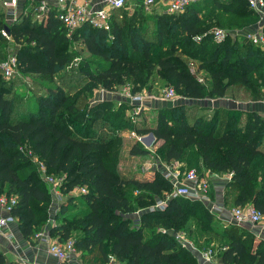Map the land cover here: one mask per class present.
<instances>
[{"label":"trees","instance_id":"16d2710c","mask_svg":"<svg viewBox=\"0 0 264 264\" xmlns=\"http://www.w3.org/2000/svg\"><path fill=\"white\" fill-rule=\"evenodd\" d=\"M120 9L112 12L109 30L83 24L72 37L52 9L45 19L23 14L10 24L0 11V42L8 43L1 32L8 26L20 45L17 68L24 72L52 80L71 61L66 45L72 40L82 39L90 55L100 60L81 62L79 71L86 80L80 88L73 92L64 82L47 84L34 106L22 107L12 84L0 83V195L16 196L12 214L22 234L33 235L51 216L52 186L36 168L35 157L46 166V174L64 178L59 189L67 201L61 203L51 236L62 242L73 239L90 264H107L111 254L126 264H198L195 251L173 233L190 216L202 229L199 234H219L220 242L225 240L220 247L224 263L264 264V241L236 225L226 226L221 234L213 212L207 206L195 208L203 202L177 196L168 198L164 209L148 210L173 189L162 171L152 180H141L124 177L114 165L123 141L118 131L153 132L163 140L158 148L162 161H183L186 169L202 172H230L225 203H249L264 212L262 113L227 108L211 115L208 107L190 112L180 104L160 109L154 125L139 127L127 116L126 103L116 108L109 99L96 104L86 100L100 87L113 91L127 82L146 84L155 73L188 99L224 96L233 86L251 99L263 98L264 42L241 35L239 43L229 33L222 41L213 36L214 26L247 27L258 13L248 0H203L177 13L155 7L149 12L140 5L123 19L117 16ZM177 50L200 61L199 70L210 73L209 83L191 72ZM148 152L139 142L130 149L133 155ZM82 187L86 192L68 195ZM139 210L140 223L135 225L133 214ZM160 223L173 231H157ZM147 228L151 236L145 238ZM0 264H8L2 253Z\"/></svg>","mask_w":264,"mask_h":264},{"label":"rangeland","instance_id":"374dc122","mask_svg":"<svg viewBox=\"0 0 264 264\" xmlns=\"http://www.w3.org/2000/svg\"><path fill=\"white\" fill-rule=\"evenodd\" d=\"M35 5H36V3H35ZM154 7H155V5H154ZM132 8L133 7H131L130 3L128 1H126V4L117 12L118 18L123 19L125 17L126 13L127 14L132 13L133 12ZM33 10H34V13L32 15L33 18L38 19L36 16L37 15L36 14L37 13V5L33 8ZM0 11L3 12L4 15H6V12H8V11H6V8H4V7L0 8ZM257 16H258V14H257ZM11 22L12 21H10V22L7 21V24H10ZM250 23L251 24L249 25L248 28H250V27L252 29L257 28V29H261L264 31V15H263V17L262 16L261 17H254V19H252ZM215 27H223V26L218 25V26H214V28ZM242 29L243 28L241 27L238 29V31H236L234 29H228V28L226 30L228 31L230 37L233 38V41L236 40V41H239V43H240L241 42V35H239L237 33L242 31ZM2 34H3V32H2ZM0 43H1L0 44L1 45L0 56H3V57L5 56L3 59H5L9 54H13V53L17 52L18 49L20 48V45L18 43H16L15 41H13V42L8 41V43L6 41H3ZM64 46H65V44L63 45V47ZM66 47H67L66 49L70 52V54H72L71 61L68 64H66L62 69L57 71L54 74L52 80L49 77H44L42 74L34 73V72H24L20 68L19 69L17 68V70H19V71L14 73V75H12L10 77H6L0 70V83L6 82L8 85L10 83L12 84L11 89L13 90V92L17 93L18 96L22 98L21 103H20V104H23V105H21L22 107H26V105L27 106L28 105L34 106L36 103L35 102L36 98L38 97L39 94L45 92V87L47 86V84H53L55 86L56 84H58V82L59 83L64 82L66 85L65 87L68 88V86L71 85L73 88V92H74L76 89L80 88L82 86L83 81L86 80V78L79 71V67H80L81 62L84 59H91V60L92 59L99 60V59L97 57L90 55V53L87 51V48L84 45V42L82 39L72 40V42L67 43ZM177 53L179 54V56L183 60H186L190 64H191V62H193L195 64V66L198 68V65L200 63V61L198 59H195L193 57H189V56L183 54L182 50H177ZM209 76H210V73L207 70H202V72H200V74H199V77L203 78L204 81L208 82V83H209ZM169 87H174V86L172 84H170L169 81L166 80L164 77L155 73L150 78V81L147 82L146 84L136 85L132 82H127L124 85L118 86L117 89L113 90V91L105 90V89L100 87V88L94 90L93 93H91L90 95L87 94L88 97H86V100L88 99V101L90 103L96 104L99 101L109 99L114 103V106L116 108L119 107L120 105H125V103H126V105L128 106V110L126 112L127 116H130L131 114H133L135 110L139 111L136 121L132 122L133 125L139 126V127L142 125H145V124L154 125L158 120L159 110L162 108H165V107L173 106V105L185 104V105H187V107L189 106V108H187L188 110L191 109L190 112H195V111L201 110L202 107H208L209 111H210V112L208 111V113L211 115H213V113H215L216 111H218L219 114H222V113H224L225 109H227V108L240 109V110L246 111V103L248 101H256L257 103H260V104L262 103V105H264L263 104L264 103V97L259 99V100L251 99L242 93L240 94V91H236L238 89L236 86L230 87V90L224 96H220V97L206 96V97H203L200 99L185 98L182 95H180L179 93H177V91H176V97L174 99H166L163 97V93ZM133 89H135V91H133ZM242 92H244V91H242ZM122 93H128L131 95L132 94H139L142 96L143 99H142V101H139V103H137V104H132V100H131L129 95L123 99L118 98V96L121 95ZM81 100L84 101V103H85V97L84 96L81 97ZM18 108H19V105H18ZM23 109H25V108H23ZM263 115H264V112H263ZM124 132H126V133L124 134ZM149 133L150 132L145 133V134L137 133V135L143 136V135H149ZM117 135L120 136L123 141H122V145H121V148H120V151L118 154L117 163H115L114 165L118 169V171L120 173H122L123 176L124 175H132V173L135 171V169H139L140 165L145 163V162H153L154 160H157V161L159 160V162H162V160L160 159L158 148L163 143V140L157 139V138L155 140L154 138L153 139L151 138L153 140V142L148 145L150 148H148V147L146 148L149 150V152L147 154H145L146 156H144V157H131L130 156L131 154L129 153L130 146L134 142H139L140 144L143 145V142H142L143 140H141L140 138L139 139L135 138L134 135H131V129H124L122 132L118 131ZM34 159H35L34 163H35L36 168L38 169L39 173L41 175H43L42 171H41V168H42L41 163L35 157H34ZM120 165H121V168H119ZM194 168H196V167H194ZM199 170H200L199 172L202 173L201 169H199ZM162 173H163V170H162ZM79 189L80 188H75L73 191L68 192V195H73V196L75 195L76 196L77 194H79L78 193ZM60 193H61L60 203L66 202L67 196L63 195L61 190H60ZM211 193H213V192H211ZM54 196L55 197L53 198V201H57V195H54ZM210 196H212V195H210ZM212 198H213V196H212ZM53 201L51 203L52 205H53ZM197 201H199V200H197ZM167 202H168V200H167ZM200 202H203V201H200ZM227 203L228 204H225V208H226L225 212L230 211V213H231V211H232L231 207H233L232 202L230 200ZM52 205H50V213L55 212L54 214L56 216L57 211H55V209H53ZM203 206H207L206 202L196 203L195 208H200ZM78 207H80V206L78 205ZM213 208L214 207L212 206V209ZM58 212H59V209H58ZM214 216L215 217L213 218L214 219L213 223H214L215 227L221 231V234L223 232V229L226 226L236 225V226H238L239 229H245L246 232L250 228L249 226L245 227L244 225L236 224L235 222H233V217L231 219L232 220L231 222H227L229 220H227V221L223 220L224 218H221L220 216L215 215V214H214ZM228 216H230V215H228ZM189 218H190L189 222L186 223V225L181 226V228L175 232L173 230H170V227H165L161 223H160L159 227L156 228V230L161 231V232H167L166 230L173 231V233L175 234V239H177L179 242H181V241L178 239V237H176V234L180 233V234L186 236L189 240L193 239L194 241H196L195 243H197L198 245H202V246L206 245L205 241L208 238H212L213 242L210 243V245H208V246H212L215 249L214 255L216 257H220V252H221L220 247L222 245H224L223 242L225 240H223V242H220L219 239L221 236L219 234L218 235H216V234L213 235V233H210L209 235L199 234L200 231L202 233V229L196 226L197 220L193 216H190ZM41 227L36 228V231L34 233H36L38 230H40ZM144 231H145L144 232L145 238H148L151 236L149 233V231H151V228H147ZM180 244L183 245L182 242ZM185 247H187V246H185ZM198 264H204V263H203V261H201V259H198Z\"/></svg>","mask_w":264,"mask_h":264},{"label":"built area","instance_id":"2783aa9c","mask_svg":"<svg viewBox=\"0 0 264 264\" xmlns=\"http://www.w3.org/2000/svg\"><path fill=\"white\" fill-rule=\"evenodd\" d=\"M127 0H102V3L96 7L92 4V0H40L37 7V18L39 20L45 19L50 13L51 9L56 12V15L61 20L62 24L67 30V36L72 37L74 31L83 24H90L95 28H104L109 30L111 27V15L116 9L122 8L126 4ZM158 0H143L142 4L146 11H151L152 7ZM169 13H177L185 11L190 5L199 3L203 0H161ZM1 5L12 12L15 15V10L18 7L19 0H0ZM248 3L252 9L259 13L262 17L264 15V0H248ZM17 20L14 16V21ZM6 39L13 42L14 39L11 35L2 30ZM214 39L222 41L228 31L222 27H215L213 29ZM245 35L249 40L258 44L264 42V31L261 29H249L246 30ZM190 70L198 77L200 81H204L199 77L197 67L191 62ZM18 57L17 53L9 54L5 59L0 61V68L6 77H10L17 72ZM132 100V103L137 104L142 101V96L139 94H128ZM163 97L166 99H174L176 97V91L173 87L167 88ZM140 110V109H139ZM139 111L135 110L130 115L132 122L137 119ZM133 135H136V131H132ZM38 159V158H36ZM41 163V162H40ZM41 171L43 172L44 179L52 186V191L57 197L61 196L59 186L63 183V176H55L46 174V166L41 163ZM164 177L169 179L173 185V189L168 193L167 198L184 196L192 200H199L203 202L210 201L211 183L206 174L200 173L196 168L186 169L184 171L177 166H166L164 168ZM208 171L207 173H209ZM79 192H86V188L82 187ZM16 196L0 195V207L4 211V214H0V232H3L11 223L18 221V217L12 214V207L16 204ZM166 199H158L157 202L148 210L164 209L167 206ZM135 225L140 222V212L137 211ZM232 217L237 224H243L250 222L253 224H260L264 227V212L256 208L253 204H245L235 206L232 209ZM165 230V229H164ZM44 235L43 238L48 243L49 252L56 256L59 260H66L70 253L76 251L73 239L67 241H60L57 238L52 237L50 234L39 233ZM8 238H12V233H6ZM176 237L183 243V246L194 248L192 242H190L186 236L182 234H176ZM186 237V238H185ZM2 247L0 245V253ZM199 256L202 257L204 263L211 261L215 254V249L210 246L203 251H199ZM107 264H126L122 260L118 259L116 255H109Z\"/></svg>","mask_w":264,"mask_h":264},{"label":"crops","instance_id":"0c3cea01","mask_svg":"<svg viewBox=\"0 0 264 264\" xmlns=\"http://www.w3.org/2000/svg\"><path fill=\"white\" fill-rule=\"evenodd\" d=\"M49 1L53 2V0H49ZM127 1L130 3L131 7H133L132 8L133 11L138 6H140V5L143 6V4H142L143 0H127ZM35 3L38 7L40 0H19L18 7L15 10L16 11L15 15L12 12L8 11V12H6L5 19L9 22L10 21L13 22L14 16L16 17V19H19L21 17V15H23V14L33 15V13H34L33 8L36 6ZM101 3H102V0H92V4L95 5L96 7H98ZM0 8H3L1 3H0ZM153 8H154V6L152 7V9ZM143 9H144V7H143ZM155 9L158 11H161V12H168L166 10L165 4L161 0L157 1V3L155 4ZM6 11H7V9H6ZM258 17H261V15L259 13H258ZM248 27L249 26L243 27L242 31L239 30L240 32L237 34L243 35V33L246 30L252 29L251 27L250 28H248ZM222 28L234 29V30L238 31V29L240 27L223 26ZM189 65H190V63H189ZM197 72L199 75L200 72H202V70H199V68H197ZM127 96H128V93H122L121 95L118 96V98L123 99ZM246 110L247 111H258V112L263 114L264 105H262V103L261 104L257 103L256 101H248L246 103ZM122 131L123 130H121V132ZM132 131H134V130L131 129V135H133ZM125 133L126 132H124V134ZM134 136H135V138H138V139L140 138L141 140H143L142 142H143V145L145 146V148H147V147L150 148L148 145L151 144L153 142V140L149 137V135H143V136L134 135ZM154 139L156 140V136ZM132 145L129 148V153H130V149H131ZM261 150L264 151V139H263V143L261 145ZM130 156L131 157H144L146 155H133V154H131ZM166 166H177V167L181 168L182 171H184L186 169V163L183 161L176 160V161H171L169 163H167V162L165 163L164 161L159 162V160L158 161L154 160L153 162H145V163L141 164L139 169H135V171L132 173V175H124V177L137 178V179H141V180H143V179L152 180V179H154L157 171L163 170V173H164V170H165L164 168ZM119 168H121V165ZM207 172H208V170L205 169L203 171V174H206L207 177L210 179L211 192H213V193H210V195H212L213 198H212V196H210L211 197L210 201L206 202L207 207H208V209H210L213 212V214L218 215L221 218H224L223 220H226V221L229 220L227 222H231L232 221L231 220L232 219V213H230V211L225 212L226 211L225 210L226 209L225 208V204H226L225 203V193L227 190V188H226L227 183L231 180L232 174L230 172H218V173H215V172L207 173ZM60 206H61L60 197H57V201H53L52 207H53V209H55V211L58 212V209L60 208ZM212 206L214 207L213 208L214 210L212 209ZM234 207L235 206H233L231 208L233 209ZM142 210H139V212L141 213ZM54 213L55 212L51 213L49 221L45 225H43L40 230H38L36 233H34L33 235H31L29 237H26L25 235L22 234V232L19 228L18 221L11 223L3 232H0V245L2 247L1 253L5 256L8 264H90V263H88L87 260H85L82 257L81 252L78 250L70 253L69 257L66 260H59L56 256H54L52 253L49 252L48 243L43 238L44 235H40L39 233L41 232V233L51 235V228L57 223V218H56ZM0 214H4V211L2 210L1 207H0ZM135 214H134V216H137L136 212H135ZM228 215H230V216H228ZM233 222H235L234 219H233ZM239 225H244L245 227L249 226L250 228L248 231L255 235L256 240H258V241L263 240L264 241V227H262L260 224H253L250 222H246V223L239 224ZM6 233H12V238H8L6 236ZM189 241L192 242V244L194 245L193 250L198 255V258L201 259V261H203L202 257L199 256L198 252L207 249L208 247H210V246H208L210 244L202 246V245H198L197 243H195L196 241H194L193 239H190ZM203 263H204V261H203ZM204 264H226V263H224L220 257H216L214 255L213 258L211 259V261L205 262Z\"/></svg>","mask_w":264,"mask_h":264},{"label":"water","instance_id":"95a60500","mask_svg":"<svg viewBox=\"0 0 264 264\" xmlns=\"http://www.w3.org/2000/svg\"><path fill=\"white\" fill-rule=\"evenodd\" d=\"M5 31L9 33V27L8 26H6ZM149 137L152 138V139L155 138L154 133L153 132H150L149 133Z\"/></svg>","mask_w":264,"mask_h":264}]
</instances>
